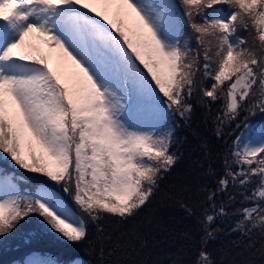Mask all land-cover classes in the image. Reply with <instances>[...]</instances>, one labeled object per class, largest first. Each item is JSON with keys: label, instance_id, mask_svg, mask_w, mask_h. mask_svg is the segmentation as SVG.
Returning <instances> with one entry per match:
<instances>
[{"label": "snow or ice", "instance_id": "snow-or-ice-1", "mask_svg": "<svg viewBox=\"0 0 264 264\" xmlns=\"http://www.w3.org/2000/svg\"><path fill=\"white\" fill-rule=\"evenodd\" d=\"M194 101L217 137L235 135L202 199L165 194L203 232L190 261L182 247L168 264H215L214 225L232 217L227 233L264 264V124L250 121L264 115V0H0V249L29 226V239L87 245L94 264H161L138 259L146 242L129 222L179 163Z\"/></svg>", "mask_w": 264, "mask_h": 264}, {"label": "trees", "instance_id": "trees-1", "mask_svg": "<svg viewBox=\"0 0 264 264\" xmlns=\"http://www.w3.org/2000/svg\"><path fill=\"white\" fill-rule=\"evenodd\" d=\"M187 31V30H186ZM241 35L251 36L247 32H241ZM191 47L195 48V42ZM195 103V101H194ZM223 101L213 105V109L220 108ZM250 121L259 126L264 124V115H258L250 118ZM234 127V125H233ZM234 135L223 138L215 135V124L208 117L206 110L199 103H195V115L190 125H183L176 131L177 144L174 146L182 153L179 163L176 165L172 174L168 177L162 186L161 193L144 208L131 225L141 226V236L145 241V247L138 259H148L149 261H160L161 264H168L167 254L176 252L182 247L187 250L185 261L192 259V254L199 247V238L203 234L201 226L197 223V218L187 215L185 210L180 207L176 199H165V194L172 185L178 188L184 186L187 190L179 193L177 199L183 198L189 202L202 199L199 194L201 185L215 187V176H207L205 173L211 167L217 174L223 170V159L227 151V144L231 143ZM207 143L209 151L206 152L202 144ZM9 174L29 175L23 170H16L11 166H6ZM38 178L33 176V181ZM33 181L27 183L20 182L21 190L27 188L30 192L35 191ZM70 203L71 198L66 197ZM75 208V204L72 203ZM235 206V205H234ZM79 211L78 209H76ZM38 216L33 214L32 221L35 223ZM236 218H226L218 220L214 227L223 229L221 235L209 242L208 249L212 253L215 264H246L248 261H255L261 264V257L257 252L253 255L255 249L245 250L247 238L243 244L239 243V233L228 234L227 230L233 226ZM28 231L31 235L35 232L26 226L20 232L7 237L6 243L0 249V264H11L24 262L30 257L37 259L58 260L60 264H69L73 259L79 264H85L86 261H92L93 264L97 259L96 253H89L87 245H72L65 241L57 239L53 235H44L38 239H29L24 233ZM184 233H190L192 239H186ZM256 233L251 239H256ZM237 242V243H233ZM139 241L137 244L139 245ZM257 242L256 248H259Z\"/></svg>", "mask_w": 264, "mask_h": 264}, {"label": "rangeland", "instance_id": "rangeland-1", "mask_svg": "<svg viewBox=\"0 0 264 264\" xmlns=\"http://www.w3.org/2000/svg\"><path fill=\"white\" fill-rule=\"evenodd\" d=\"M28 260H40V259H37L36 257H30ZM13 264H17V263H13Z\"/></svg>", "mask_w": 264, "mask_h": 264}]
</instances>
